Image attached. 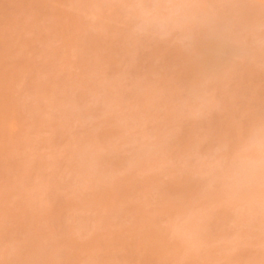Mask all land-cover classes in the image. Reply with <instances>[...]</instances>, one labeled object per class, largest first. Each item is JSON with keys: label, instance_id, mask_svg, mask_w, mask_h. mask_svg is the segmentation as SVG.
<instances>
[{"label": "rangeland", "instance_id": "rangeland-1", "mask_svg": "<svg viewBox=\"0 0 264 264\" xmlns=\"http://www.w3.org/2000/svg\"><path fill=\"white\" fill-rule=\"evenodd\" d=\"M235 0H0V260L12 258L15 234L34 243V258L90 261L251 260L261 257L259 225L238 246L221 236L210 250L193 254L175 246L166 217L181 225L198 211L196 193L173 178L164 118L202 102L209 87L234 94L239 86L260 107L259 0L254 9L221 5ZM141 3H201L203 8L144 9ZM127 5L118 9L93 5ZM251 25L221 33L239 56L228 66L183 79L172 70L213 55L209 31L190 50L192 33L177 20L210 17ZM138 21L132 27L125 20ZM253 41V46L248 41ZM164 62L157 63L156 57ZM238 66V67H237ZM223 120L224 113L218 112ZM199 134L193 138L198 143ZM253 150L258 161L257 129ZM248 144H241L245 153ZM201 176L215 181L217 160L189 152ZM202 181H197L201 183ZM230 186L236 181L226 178ZM55 196L61 216L54 225L45 209ZM7 220L9 238H5ZM93 240L94 245L69 244ZM135 240L133 252L124 250Z\"/></svg>", "mask_w": 264, "mask_h": 264}, {"label": "snow or ice", "instance_id": "snow-or-ice-1", "mask_svg": "<svg viewBox=\"0 0 264 264\" xmlns=\"http://www.w3.org/2000/svg\"><path fill=\"white\" fill-rule=\"evenodd\" d=\"M127 5H93V7H111L118 9ZM210 5L201 3H141L134 7L144 9H186L203 8ZM236 9H254L257 5L250 0H235L234 3L221 5ZM260 9V45H261V89L260 107L256 111L254 99L239 86L231 95L222 94L219 90L208 88L202 102L194 106H183L164 118V124L171 128L170 141L161 145V151L169 154L168 169L175 179L187 182L198 199V211L183 225L170 222L162 217L155 225L158 231L171 229L175 246L183 248L186 253L193 254L210 250L212 241L225 237L238 246L245 239V233H252L259 225L260 252L264 264V0H259ZM254 18L250 15H239L230 22L210 17L200 21L177 20L180 30L192 33L190 50L197 48L201 40L208 39L209 31H214L217 39L212 41L213 55L210 58H199L195 63L189 60L186 65L172 70V77L177 84L191 79L195 74L212 71L217 65L231 68L230 62L239 56L236 48L223 42L221 33L228 24L232 28L251 25ZM127 27L138 21L134 18L125 20ZM253 46V41H248ZM157 63L164 62L163 57H156ZM238 67V66H237ZM223 112L224 119H217V113ZM259 132L260 151L258 161L253 150L256 132ZM199 134L201 139L193 144V138ZM241 144H248L245 153L239 151ZM200 155H211L217 160L216 179L209 184L207 177L201 176L189 152ZM226 178L236 181L234 186L226 182ZM197 181H202L197 183ZM61 204L53 196L45 209L46 214L55 225L61 216ZM7 220H5V238H9ZM69 244L94 245V241L73 240L67 238ZM35 243L26 235H14L12 258H7L8 247L5 248L6 258L0 264H255L251 260H208V261H157L151 259L135 260H104L75 261L66 259L34 258L32 250ZM135 240H126L124 250L133 252Z\"/></svg>", "mask_w": 264, "mask_h": 264}]
</instances>
